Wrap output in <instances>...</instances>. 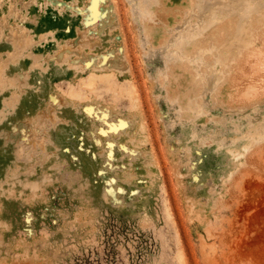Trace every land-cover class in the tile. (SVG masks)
<instances>
[{"label":"rangeland","instance_id":"rangeland-1","mask_svg":"<svg viewBox=\"0 0 264 264\" xmlns=\"http://www.w3.org/2000/svg\"><path fill=\"white\" fill-rule=\"evenodd\" d=\"M92 1L0 0V264H264V15Z\"/></svg>","mask_w":264,"mask_h":264},{"label":"bare ground","instance_id":"bare-ground-1","mask_svg":"<svg viewBox=\"0 0 264 264\" xmlns=\"http://www.w3.org/2000/svg\"><path fill=\"white\" fill-rule=\"evenodd\" d=\"M99 0H93L90 5V8L95 13H99V10L96 8V3ZM195 9L190 11L188 16L194 14L198 20L191 26H194V29H187L185 33V37L190 41H196L202 39L207 32L210 30L212 26L217 23V20L214 18L217 15H237L239 18L238 26L236 32L233 34L234 37L230 39L231 42L227 46L228 50L231 51L234 48L240 49L245 48L248 44H250L251 39H249L250 31V23L253 15H257V18H261L264 15V0H196ZM256 18V19H257ZM190 20L188 19V23ZM199 23L200 28H197V24ZM188 26V27H191ZM81 32L79 31V36H81ZM251 35V33H250ZM250 40V41H249ZM76 43L78 39L69 40L68 43ZM68 43L62 44L58 43L60 47V55L64 58L66 52L72 51L68 46ZM84 53V52H83ZM222 80V77H221Z\"/></svg>","mask_w":264,"mask_h":264},{"label":"crops","instance_id":"crops-1","mask_svg":"<svg viewBox=\"0 0 264 264\" xmlns=\"http://www.w3.org/2000/svg\"><path fill=\"white\" fill-rule=\"evenodd\" d=\"M168 2L167 3H170L171 4V8H172V10H174L175 8L178 10L181 6H183V4L184 3H181L182 1H188V0H178V3H176L175 5H173V3L174 2H172L173 0H167ZM174 1H176L177 2V0H174ZM180 1V2H179ZM179 3H181L180 5H177V4H179ZM170 8V9H171ZM64 9V8H63ZM70 11V10H69ZM175 11V10H174ZM62 13V12H61ZM175 13H176V15H177V12L175 11ZM179 15V14H178ZM82 14H79V13H76V12H74V11H70L69 13H68V11L66 10L65 12H64V14H60V15H57V14H53V20H54V22H48V24H46L45 23V21H44V23L43 24H45L46 26L48 25V27H44V25L42 24L40 27L43 29L42 31H40V32H38L37 34H38V36L40 35H47L50 31H53L54 33H55V35L54 36H51V35H49L50 37L49 38H47V40L46 41H48L47 43H49V42H51L50 43V47L52 46L53 48H54V45H55V43L57 42V41H61V42H67V41H69V40H73V39H75L76 38V36H77V31L79 30V29H82L83 27H82ZM38 26H39V23H38ZM35 30L36 31H38L39 29H37V27L35 28ZM31 31H32V33L33 34H35V32L33 31V29H31ZM115 33L114 32H109V30H107L106 29V31L103 33V35L104 36H106L105 37V39L107 40V41H113L114 39H115V37H114V39H112V38H108V35H110V36H115L114 35ZM36 35V34H35ZM48 37V36H47ZM40 46L42 47V48H46V46L44 45V44H40ZM49 48V47H48ZM48 50V52L46 53V51ZM51 50H52V48L51 49H45L44 50V53H45V57H53L52 59V64L53 65H57V66H59V67H63V65L62 64H60L57 60H56V52L53 50V54L54 55H51L50 54V52H51ZM43 56V57H44ZM2 58V56L0 55V59ZM17 63V62H16ZM50 63V62H49ZM16 65V64H15ZM8 68H10V67H8ZM7 68V69H8ZM79 69V68H78ZM6 73V72H5ZM73 77H78L79 75H75V71L73 72ZM53 97L55 96V95H52ZM58 102H60L59 100H58ZM61 102H65V101H61Z\"/></svg>","mask_w":264,"mask_h":264}]
</instances>
